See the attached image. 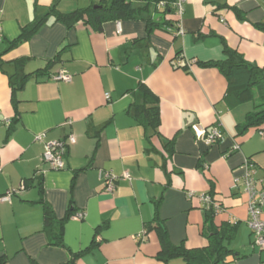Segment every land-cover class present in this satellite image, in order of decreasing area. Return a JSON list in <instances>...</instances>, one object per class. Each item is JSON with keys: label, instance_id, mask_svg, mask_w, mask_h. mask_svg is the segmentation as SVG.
<instances>
[{"label": "crops", "instance_id": "obj_1", "mask_svg": "<svg viewBox=\"0 0 264 264\" xmlns=\"http://www.w3.org/2000/svg\"><path fill=\"white\" fill-rule=\"evenodd\" d=\"M105 2L0 0V197L18 191L0 203V257L6 264H65L74 255L75 264H164L155 231L145 228L160 201L158 218L172 245L202 247L211 223L229 224L232 254L220 264H264V249L252 246L247 198L241 184L233 185L251 159L262 189L264 137L255 129L236 136L252 104L231 107L222 75L197 63L223 60L226 45L264 71V32L256 28L264 23V0H181L180 17L167 18L179 21L182 35L168 26L148 32L141 19L107 22L100 32L80 21L67 29L50 16L30 40L13 45L53 6L69 14ZM39 70L12 97L10 79ZM59 72L71 81H54ZM141 85L158 98L157 133L134 118ZM218 118L223 140L197 142L191 126L209 128ZM69 136L75 142L65 149L63 169H50L42 160L45 145ZM99 171L130 179H119L109 193ZM202 194L223 208L212 222ZM41 202L62 221L60 246L42 232ZM78 212L84 219L73 220Z\"/></svg>", "mask_w": 264, "mask_h": 264}, {"label": "trees", "instance_id": "obj_2", "mask_svg": "<svg viewBox=\"0 0 264 264\" xmlns=\"http://www.w3.org/2000/svg\"><path fill=\"white\" fill-rule=\"evenodd\" d=\"M139 1L143 5L135 7L131 0H109V2L78 9L69 14H61L53 6L44 15L36 16L28 25L23 27L13 45L30 40L50 16L54 17L56 22H61L65 25L67 29L73 28L80 21L93 31L100 32L103 25L107 22L141 19L145 22L148 32H154L163 26H168L170 31L175 27L176 33L178 32L177 24H172L175 19L167 18L175 15L173 8L175 0ZM159 3H163V7L159 8ZM150 9L152 10L151 12H149ZM235 11L238 13L237 10ZM142 15H146V17H142ZM256 28L264 32V23L256 25ZM223 55L224 59L221 61L197 63L203 68H214L222 75L227 83L225 100L231 107L245 103L252 104V110L245 115L243 122L235 126L236 136H243L250 129H255L256 131L263 129L264 71L248 63L241 54L226 45H223ZM22 64L23 61H16V65ZM40 71L42 70L37 71L33 75H25L22 79L14 82L10 79L12 97L27 78L38 76L42 73ZM135 98L136 100L132 105L135 120L140 125L157 133L159 127L158 98L146 86L142 85L138 87ZM167 145H172V141L168 142ZM25 185L24 187H26ZM41 204L43 205L42 232L46 234L49 245L60 246L62 245L60 241L62 221L55 218L47 204L44 202H41ZM159 204L160 201L155 203L154 219L147 223L145 227L147 230L155 231L157 235L160 250L156 257L159 261L167 264L174 259H180L184 264H220L232 254L228 244L234 237L235 227L229 224L213 227L211 223L205 234L207 244L202 247L187 249L183 244L172 245L163 222L158 218ZM203 210L206 213L207 220L212 222L214 218L212 211ZM71 216L72 214L66 219ZM75 258L76 255L72 256L65 264H75ZM6 263L7 258L1 256L0 264ZM31 264L36 263L31 261Z\"/></svg>", "mask_w": 264, "mask_h": 264}, {"label": "built area", "instance_id": "obj_3", "mask_svg": "<svg viewBox=\"0 0 264 264\" xmlns=\"http://www.w3.org/2000/svg\"><path fill=\"white\" fill-rule=\"evenodd\" d=\"M163 3H159L158 7H163ZM174 13L177 17H180L182 13V2L181 0H175L173 4ZM178 35H182L183 31L181 29L180 23L177 20ZM117 28H119V23H117ZM1 28H0V41H1ZM56 82L69 83L71 81V76L65 72H59L52 78ZM105 98H109V95H105ZM191 131L197 142L203 143L205 146L210 147L218 142H221L224 138V131L222 129V124L218 118L215 125L209 128H205L199 124H194L191 126ZM260 137H264V128L257 131ZM44 135H39L36 137L38 141H42ZM74 138L69 136L66 140L51 141L45 145V151L42 154L43 162L48 163L50 169L58 171L62 170L64 167V155L65 149L68 145L74 144ZM239 146L233 144L231 151H237ZM242 174L239 177L234 178L233 185L237 187L239 184L242 186L243 194L246 196V206H247V226L251 233L252 246L264 249V220L262 219V214L264 213V185L262 189L257 188V184H263V180L256 177L257 166L251 159H245L241 166ZM99 177L101 180L105 181V191L112 192L115 183L119 179H130L129 176L125 175L118 177L113 175L111 172L99 171ZM24 188V186H23ZM18 194L17 190H11L0 197V203H9L11 196ZM189 197L194 194L189 193ZM199 201L201 206L205 210L212 211L214 217L223 212L222 206L211 196L210 194H202L199 196ZM85 214L83 212L75 213L71 218L73 220L84 219Z\"/></svg>", "mask_w": 264, "mask_h": 264}, {"label": "rangeland", "instance_id": "obj_4", "mask_svg": "<svg viewBox=\"0 0 264 264\" xmlns=\"http://www.w3.org/2000/svg\"><path fill=\"white\" fill-rule=\"evenodd\" d=\"M133 2H136L137 0H132ZM152 10L150 9L149 12H151Z\"/></svg>", "mask_w": 264, "mask_h": 264}]
</instances>
